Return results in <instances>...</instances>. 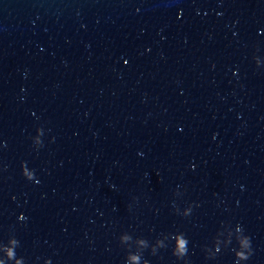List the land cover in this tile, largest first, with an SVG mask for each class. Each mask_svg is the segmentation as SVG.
I'll return each mask as SVG.
<instances>
[{
    "label": "water",
    "instance_id": "water-1",
    "mask_svg": "<svg viewBox=\"0 0 264 264\" xmlns=\"http://www.w3.org/2000/svg\"><path fill=\"white\" fill-rule=\"evenodd\" d=\"M0 264H264V0H0Z\"/></svg>",
    "mask_w": 264,
    "mask_h": 264
},
{
    "label": "clouds",
    "instance_id": "clouds-1",
    "mask_svg": "<svg viewBox=\"0 0 264 264\" xmlns=\"http://www.w3.org/2000/svg\"><path fill=\"white\" fill-rule=\"evenodd\" d=\"M37 135H38V131H37ZM20 174L26 180L31 181L32 177H31V175L28 172L25 171L24 166H23V163H21V165H20ZM247 246H248V244H247V241L246 240L245 241H241V247H247ZM238 258H240L239 255H238Z\"/></svg>",
    "mask_w": 264,
    "mask_h": 264
}]
</instances>
